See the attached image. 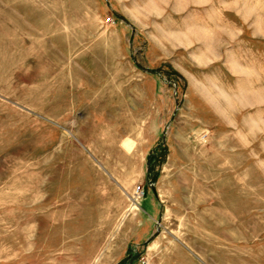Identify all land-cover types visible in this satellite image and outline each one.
<instances>
[{
  "label": "rangeland",
  "instance_id": "374dc122",
  "mask_svg": "<svg viewBox=\"0 0 264 264\" xmlns=\"http://www.w3.org/2000/svg\"><path fill=\"white\" fill-rule=\"evenodd\" d=\"M0 264H264V0H0Z\"/></svg>",
  "mask_w": 264,
  "mask_h": 264
},
{
  "label": "trees",
  "instance_id": "16d2710c",
  "mask_svg": "<svg viewBox=\"0 0 264 264\" xmlns=\"http://www.w3.org/2000/svg\"><path fill=\"white\" fill-rule=\"evenodd\" d=\"M130 257H131V256H130ZM130 257H129L128 259H131ZM126 259H127V258H126ZM126 259L122 260V263H125Z\"/></svg>",
  "mask_w": 264,
  "mask_h": 264
},
{
  "label": "built area",
  "instance_id": "2783aa9c",
  "mask_svg": "<svg viewBox=\"0 0 264 264\" xmlns=\"http://www.w3.org/2000/svg\"><path fill=\"white\" fill-rule=\"evenodd\" d=\"M141 193H142V191H141Z\"/></svg>",
  "mask_w": 264,
  "mask_h": 264
}]
</instances>
